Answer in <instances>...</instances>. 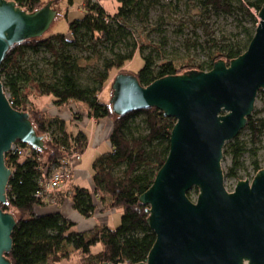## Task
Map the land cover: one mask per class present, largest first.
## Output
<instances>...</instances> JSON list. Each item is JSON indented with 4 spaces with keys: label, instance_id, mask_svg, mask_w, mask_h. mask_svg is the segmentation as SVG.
I'll list each match as a JSON object with an SVG mask.
<instances>
[{
    "label": "trees",
    "instance_id": "1",
    "mask_svg": "<svg viewBox=\"0 0 264 264\" xmlns=\"http://www.w3.org/2000/svg\"><path fill=\"white\" fill-rule=\"evenodd\" d=\"M14 1L29 11L43 5V0ZM118 1L117 12L109 14L97 0H85L86 14L82 19L69 23L68 34L46 33L16 43L10 47L1 63L0 78L12 105L19 110H31V120L37 132L43 134L48 130L51 134V139L45 141V149L19 142V150L6 154V163L13 174L7 188L8 201L1 206L5 212L13 213L17 220L12 233L13 248L6 254L12 264H56L69 257L70 246L80 251L81 264L137 263L147 259L156 235L149 227V213L147 206L140 201V195L152 185L167 158L176 120L157 107L118 115L112 111L111 103L103 101L100 95L115 69V75L119 72L134 73L140 83L147 86L167 75L210 70L218 60L229 63L247 49L264 2L199 0L206 11L225 14L236 11L242 15L241 21L250 18L252 28L243 27V39L224 38L222 42H216L215 50L207 61L198 62L188 58L186 62L176 64L164 58L157 63L152 52L144 54L146 46L139 45L140 37L136 36L132 29L134 27L128 25L132 16L140 17L141 23H144L151 3L147 0ZM136 32L141 34L142 31ZM110 42V55L104 56L101 46ZM121 44L126 48H121ZM116 45L120 46L116 48ZM147 45L152 44L148 42ZM72 49L85 52V57L71 52ZM42 51L51 55L43 63L45 69L40 68V61L29 62L26 59L29 52ZM137 51L144 59L143 67L137 71L123 69ZM93 57L101 59V64L95 71L92 70L91 83L83 84L81 74L88 68L84 63ZM33 93L51 94L55 104L60 106L81 101L87 106L90 116L112 121L110 149L100 154L92 164L94 189L76 187L71 197L74 209L85 217L95 213L97 203H101L103 209L122 207L121 222L116 228L97 225L80 232L73 230L74 222L61 212H37V207L45 203V196L40 197L37 192L47 180L51 166L73 151L83 153L88 137L83 130L70 133L61 119H50L43 110L30 108V95ZM259 93L264 94V89H260ZM140 114L144 115L146 132L135 133L132 123ZM245 129L250 130L253 143L259 142L264 131V117L250 115ZM240 134L225 146V151L233 157L231 176L238 175L237 170L242 167L241 157L248 151L245 141L239 138ZM251 150L256 157L258 148ZM253 167L255 172L261 169L258 160L253 162ZM189 197L192 198L191 192ZM97 245L100 248L95 251Z\"/></svg>",
    "mask_w": 264,
    "mask_h": 264
},
{
    "label": "water",
    "instance_id": "2",
    "mask_svg": "<svg viewBox=\"0 0 264 264\" xmlns=\"http://www.w3.org/2000/svg\"><path fill=\"white\" fill-rule=\"evenodd\" d=\"M50 0L34 11L0 0V66L16 43L45 35L58 15ZM247 49L210 70L167 75L147 86L134 73L112 82V111L124 115L157 107L175 118L167 158L152 185L140 195L156 238L145 261L102 264H264V168L229 191L222 160L227 142L246 127L264 89V2ZM16 142L45 149L31 113L12 105L0 78V264H12L17 224L5 212L13 170L6 154ZM197 187L196 199L189 192Z\"/></svg>",
    "mask_w": 264,
    "mask_h": 264
},
{
    "label": "rangeland",
    "instance_id": "3",
    "mask_svg": "<svg viewBox=\"0 0 264 264\" xmlns=\"http://www.w3.org/2000/svg\"><path fill=\"white\" fill-rule=\"evenodd\" d=\"M49 1L50 0H43V5ZM84 1L85 0H72L71 2V0H54L55 3L53 7L58 11V15L47 33L54 34L60 32L68 34L69 23L77 19H82L86 14ZM98 1L101 5H103L109 14H114L119 9L120 3L118 0ZM147 1L148 3H151L147 20L144 23H141L140 17L132 16L128 20V25L134 27L132 29L135 31L136 36L140 37L139 45L144 44V46H146L144 54L152 52V54L156 57L157 63L163 60V58L173 60L176 64H182L186 62L188 58H194L195 61L198 62L207 61L209 55L215 50L214 44L216 42H222L224 38L243 39V27L247 26L252 28L253 24L250 18L241 21L242 15L236 11H234V14L206 11L203 6L200 5L199 0ZM253 11L256 13L254 9ZM136 30L142 31L140 32L141 34L137 33ZM148 42L152 45H147ZM111 44L112 43L110 42L108 45L101 46V51L104 56L110 55ZM119 46L120 45H116V48ZM153 46H156V48ZM121 48L125 49L126 46L121 44ZM72 51L73 53L82 56V58L86 55L85 52L79 51L78 49H72L71 52ZM50 56V53H47L46 51L39 53L29 52L26 59H28L29 62L34 60L40 61V68L45 69V65L43 63L46 59L50 58ZM84 64H87L88 68L87 71L81 74V81L83 84H88L91 83L92 70L95 71L96 67L101 64V59H98L97 57H93L91 59L89 58ZM143 65L144 59L141 53L137 51L132 60L128 61L123 66V69L137 71L143 67ZM116 72V69L112 71L111 77L100 95L103 101L110 102L111 100L112 82ZM41 96L42 99L39 96L33 97L31 94V102L38 104L39 107H43L44 104L46 105L47 101L52 98L54 99L51 94ZM42 100L44 101V104L40 103ZM31 102H29L30 108H32ZM251 115L257 118L264 117V94L258 93L255 107ZM143 117V114L138 115L132 123L135 133L146 132ZM110 122L112 123L111 120ZM67 126L68 128H71L70 122H68ZM77 131L78 128L75 132L77 133ZM240 133L239 138L240 140L245 141L248 151L243 155V157H241L242 167L237 170V176L229 175L234 167V162L232 155L228 151H225L227 147L224 148L222 167L224 171V183L229 191L234 189L238 180L253 178L256 173L253 167V162L255 160H258L261 168H264V131L260 135V141L257 143H253L252 135L249 129L244 128ZM107 146V144H104L101 152L104 153L107 151ZM256 147L258 148V154L255 157L252 155L251 149ZM88 163L89 158L85 159L83 164L88 165ZM92 164L93 162L90 164V171L93 172ZM190 192L192 199H196L199 192L198 188L193 187ZM97 204L99 207L100 203ZM67 205H69V197H66L64 207H67ZM98 210L101 212L100 209ZM105 210L108 211V209ZM109 211V214H105L102 218L107 219L108 223H106L109 227L116 228L121 222L123 211L122 207H116L112 210L109 209ZM97 216H99V213ZM99 248L100 245H97L94 250L97 251ZM69 250L71 251L69 257L62 259L56 264H81L82 255L80 251H75L71 246L69 247Z\"/></svg>",
    "mask_w": 264,
    "mask_h": 264
},
{
    "label": "crops",
    "instance_id": "4",
    "mask_svg": "<svg viewBox=\"0 0 264 264\" xmlns=\"http://www.w3.org/2000/svg\"><path fill=\"white\" fill-rule=\"evenodd\" d=\"M99 2V1H98ZM39 96L42 99L41 94H32ZM31 102V98H30ZM51 102V103H50ZM32 103L33 107L39 108L46 112L51 118H59L65 122L66 130L70 133L76 134L78 131H84L88 137V144L84 152L82 153L81 159L75 163V168L71 179L61 189L52 191L46 194L45 203L37 207V212H61L67 218L74 222L73 230L84 232L91 230L96 225H107L108 221L106 218H102L105 214H109V209L103 210V206L100 203L96 209L93 217H85L79 211L74 209L72 206V192L76 187L92 188L94 189L92 175L90 171L91 163L97 156L102 154L101 149L104 144H107V151L110 149V134L112 131V123L109 118L95 119L89 115L87 106L80 101H71L64 105H56L54 99H50L44 104V101H40L44 104L43 107H39L38 104ZM70 122L71 128H68L67 124ZM81 126V127H76ZM83 128V129H81ZM77 131V132H78ZM106 152V151H105ZM89 158L88 165H84V160ZM90 189V190H92ZM66 197H69V205L65 206ZM101 212H99V210ZM99 213V216H97ZM97 216V217H96ZM107 222V223H106Z\"/></svg>",
    "mask_w": 264,
    "mask_h": 264
},
{
    "label": "built area",
    "instance_id": "5",
    "mask_svg": "<svg viewBox=\"0 0 264 264\" xmlns=\"http://www.w3.org/2000/svg\"><path fill=\"white\" fill-rule=\"evenodd\" d=\"M98 1V0H97ZM23 8V7H22ZM31 113V110H27ZM43 139L48 141L51 139L50 131L46 130L43 134ZM20 143L16 142L12 145L11 151L19 150ZM82 157V153L78 151L71 152L68 156L60 157L50 168V172L47 176V180L44 182L41 190L37 192V195L42 197L47 193L59 190L71 179L75 163Z\"/></svg>",
    "mask_w": 264,
    "mask_h": 264
},
{
    "label": "flooded vegetation",
    "instance_id": "6",
    "mask_svg": "<svg viewBox=\"0 0 264 264\" xmlns=\"http://www.w3.org/2000/svg\"><path fill=\"white\" fill-rule=\"evenodd\" d=\"M54 1V0H53ZM55 3V2H54ZM54 5V4H53Z\"/></svg>",
    "mask_w": 264,
    "mask_h": 264
}]
</instances>
